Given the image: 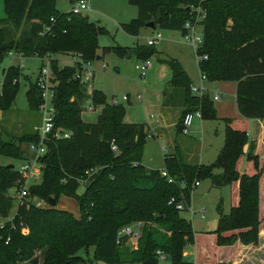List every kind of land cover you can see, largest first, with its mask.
Here are the masks:
<instances>
[{
    "label": "trees",
    "instance_id": "obj_1",
    "mask_svg": "<svg viewBox=\"0 0 264 264\" xmlns=\"http://www.w3.org/2000/svg\"><path fill=\"white\" fill-rule=\"evenodd\" d=\"M1 1L0 61L15 53L23 58L48 59L54 84L53 126L66 131L68 138L46 144L39 159L40 180L27 188V196L17 202L11 217L12 199L7 190L24 178L13 167L0 166V220L4 221L0 227V264L29 260L34 251L38 257L30 259V264H86L76 253L90 248L93 261L104 264H142L149 257L156 259V252L170 264H232L225 259L235 245L254 246L264 202V176L259 168L262 163L253 153L254 144L245 152L243 147L247 121L264 120V0H127L135 7L136 16L120 29L132 37L148 23L182 36L184 22L193 17L187 7L199 6L204 11L202 44L195 54L205 55L206 60L196 62L197 70L207 82L235 84L233 99L239 118L221 119L223 143L213 163L186 164L175 147L162 155L161 170L145 169L140 162L141 148L151 136L149 128L142 123H125L124 107L108 105L101 92H82L80 83L73 79L79 64L58 65L56 56L65 54H74L82 62L95 61L97 37L106 35V30L83 15L59 13L54 0ZM101 50L140 61L155 56L171 74L163 97L182 91L181 117L198 111L201 120H216L211 99L206 93L199 97L190 93V82L175 59H158L145 45ZM20 77L17 67L10 66L4 72L1 113L12 106ZM25 99L29 110L37 111L41 99L34 81ZM86 101L100 108L93 123L80 119ZM175 127L180 132L181 122ZM33 142L34 133L22 135L16 143H7L0 136V157L25 160L20 145L27 147ZM202 179H208L214 188L226 186L230 193L229 212L225 215L217 210V226L209 236L193 233L175 209L177 203L189 206L192 184ZM80 185L83 191L76 195ZM59 197L75 202L77 216L32 203L35 198L47 205V199L52 198L56 204ZM136 223L141 226L135 249L122 246L126 237L116 243L117 231ZM24 228L26 235L22 234ZM193 244L196 260L189 263L183 259V249Z\"/></svg>",
    "mask_w": 264,
    "mask_h": 264
},
{
    "label": "rangeland",
    "instance_id": "obj_2",
    "mask_svg": "<svg viewBox=\"0 0 264 264\" xmlns=\"http://www.w3.org/2000/svg\"><path fill=\"white\" fill-rule=\"evenodd\" d=\"M88 4V9L83 11L81 15L86 16L87 20L98 27L106 30L107 34L97 37V57L98 61H93L92 68L94 69L92 79L87 83H80V90L88 95L93 89L101 91L108 101L113 97L117 101V105H121L128 110H135L133 120H144L138 117V108L142 103L150 98L157 100V86L165 77L167 68L164 65H159L155 61V56L150 57L147 61L150 68L145 71L143 78H139L135 66L144 63L143 60H136L133 57L123 58L113 53H104L102 48L119 46L123 48H132L135 45H145L149 39H153L156 34L160 35V40L151 48L157 53V56L171 58L177 60L185 70L192 86L199 88L205 85L204 80L200 79L196 68V61L199 57L195 54V48L187 45L178 32L161 31L158 29L141 28L138 30L137 36L132 37L125 34L120 25L127 24L136 16V9L129 5L127 0H84ZM54 6L59 13H66L70 9V0H54ZM4 18L2 10V2L0 0V19ZM103 54V55H102ZM59 67L75 66L76 56L74 54L57 55ZM17 67L21 72V77L18 80L17 91L14 97L12 106L0 114V136L7 143H16V140L24 134L33 133L34 127L39 124V114L37 111L29 110L25 92L29 85L33 83L40 68L45 66V61H40L37 58H23L20 54H8L0 61V84L3 79L4 72L8 67ZM218 85L215 82L210 86L209 97L215 91L221 94L219 101L213 102L216 120L205 121L193 118L187 135H182L176 131L177 122H181V114L172 109V121L161 125L158 123L155 126V131L162 130L161 133L168 138V143L171 147L168 148L166 140L162 138H153L149 136L141 148V165L148 170L162 169V148L166 149V153L172 152V148L176 147L183 161L190 165H209L213 163L223 143V124L221 119H233L237 113L232 99L234 84L223 82ZM202 87V86H201ZM31 88V87H30ZM129 95L130 103L121 101V96ZM136 95H141L142 100L134 101ZM174 100L182 104L183 94L181 90L173 91ZM87 106V105H86ZM97 109L99 107H96ZM156 110V106L152 105L144 109V114L147 122L149 114ZM182 111V109H181ZM83 112V110L81 111ZM84 113H87L84 112ZM97 111L89 112L86 115H81L86 122L93 123L96 119ZM140 114V112H139ZM143 116V114H142ZM81 119V121H82ZM83 122V121H82ZM154 127V126H153ZM158 127V128H157ZM252 134V125L246 134V142L243 149H247ZM151 135V134H150ZM173 146V147H172ZM26 149V147L24 146ZM25 155L33 157V155L24 150ZM262 158V157H261ZM259 164L262 167L264 176V160L260 159ZM21 160H14L0 157V166L12 165L13 170H17ZM213 173H217L216 170ZM38 183L36 180L29 179L24 185H13L7 190V195L12 199V209L9 211V217L14 211V208L19 201V193L21 189L28 188L31 184ZM83 191L82 185L76 190V195H81ZM55 204L56 209H62L77 216V207L72 199L59 197ZM37 200V199H36ZM39 201V200H37ZM261 206V220L259 224V233H257V241L254 246L249 245V249L244 254L243 261L240 264H264V202ZM43 207L48 206L42 202ZM192 213L184 210L179 212V216L187 221L193 233L207 234L216 229L217 226V210L222 214H228L230 209V193L228 187L214 188L211 187L208 179L199 180L198 186L190 192L189 207ZM199 213L202 215L200 216ZM4 221L0 220V227ZM133 225V224H131ZM139 227H132V230H138ZM27 229L22 230V234L26 235ZM6 243V242H5ZM128 250H134L136 243L132 240H126L123 244ZM200 246V244H199ZM242 246V245H241ZM201 247V246H200ZM92 248L86 253L78 251L76 256L82 258L86 264H104L95 262L92 259ZM193 251L192 248L189 250ZM187 252V246L183 249ZM240 252V251H239ZM229 255V253H228ZM226 255V257L228 256ZM38 252L34 251L31 261L37 259ZM194 257L187 255L183 259L190 262ZM29 259V260H30ZM29 260L19 262L18 264H30ZM39 264V261L37 262ZM156 264H170L168 258L157 259Z\"/></svg>",
    "mask_w": 264,
    "mask_h": 264
},
{
    "label": "built area",
    "instance_id": "obj_3",
    "mask_svg": "<svg viewBox=\"0 0 264 264\" xmlns=\"http://www.w3.org/2000/svg\"><path fill=\"white\" fill-rule=\"evenodd\" d=\"M88 9V4L84 0H74L71 5L68 12L74 15H81L83 11H86ZM187 10L189 11V14L193 15L191 19L187 20L183 24V29L185 30V33L181 36L183 41L195 48V51L201 47L202 44V35H201V22L204 19V11L199 7H187ZM160 40V35L156 34L153 39H149L145 42V46L152 47L153 45H156L157 42ZM199 57V60L197 61H204L206 60L205 55H197ZM76 62L75 64H79L80 69L76 70L73 74V79L77 80L79 83H87L92 79V74L94 69L92 68L91 61H85L82 62L78 56H76ZM42 61H45V66L40 68L35 79V85L40 93V103L37 107V113L39 114L40 120L39 124L34 127L33 133L36 135V142L28 143L27 144V151L30 152L33 157L31 159H25L22 160L20 165L18 166V169L16 170L17 173L24 178V181L20 183L19 185H24L29 179L36 180L39 182L40 180V169L41 164L39 162L40 157H42L46 152V144L50 141L55 140H62L68 138V133L66 131H61L59 129L54 128V109L51 104L52 99V89L54 84L52 83V77L50 75L49 69H48V59L44 58ZM196 61V62H197ZM150 67V64L147 60L144 61L143 64L139 66H135L134 69L137 71L139 78H143L145 75V71ZM200 79L204 80L203 75L199 74ZM205 81V80H204ZM189 91L194 96H201L205 94V89L202 87H194L190 85ZM122 102H127L128 97L126 95H123L121 98ZM136 99H139V96L136 97ZM213 100L218 99V94L213 93ZM108 105H117V101L114 98H110L107 101ZM93 106L88 101L87 106L84 108L86 111L91 112L93 111ZM193 118H200V113L198 111L188 113L184 115V117L181 120V130L180 133L182 135H187L188 128L190 127ZM112 150H114V147H111ZM162 176H165V173H161ZM168 183H171V179H167ZM35 184V183H33ZM198 186L197 182H194L192 184V189L196 188ZM183 187V183H180V188ZM19 201L21 199H24L27 196V188L21 189L19 193ZM173 202V199L169 200V204ZM32 203L35 207H43L41 201H37L35 198L32 199ZM189 207V206H188ZM186 207L182 203H177L175 205V209L179 212L187 210L189 213H192L191 210ZM201 216L202 214L199 213ZM140 224L136 223L133 225H127L122 228H120L116 233V243H118L123 237H126L127 240H132L134 243H136V240L139 237L140 234ZM132 227H139L138 230H132ZM156 259H163L164 256L160 254L159 252H156Z\"/></svg>",
    "mask_w": 264,
    "mask_h": 264
},
{
    "label": "crops",
    "instance_id": "obj_4",
    "mask_svg": "<svg viewBox=\"0 0 264 264\" xmlns=\"http://www.w3.org/2000/svg\"><path fill=\"white\" fill-rule=\"evenodd\" d=\"M74 0H70V5L71 3L73 2ZM2 2V1H1ZM3 10V9H2ZM68 12V11H67ZM86 17V16H85ZM145 28V27H144ZM165 57H162V56H158V59H163ZM58 60V59H57ZM156 61V59H155ZM177 61V60H176ZM157 62V61H156ZM178 62V61H177ZM179 63V62H178ZM180 64V63H179ZM159 65H163V64H160ZM165 66V65H164ZM181 66V64H180ZM166 67V66H165ZM182 67V66H181ZM150 68V67H149ZM167 68V67H166ZM197 68V67H196ZM183 69V67H182ZM183 71L185 72V70L183 69ZM198 71V70H197ZM186 74V72H185ZM198 75H199V72H198ZM170 71L169 69L167 68V72H166V75L165 77L162 79L161 83L159 84V86H157V94H158V98L157 100H155L154 98H150L148 100L145 99V101L142 103V105L140 106V108H138V116H137V119L138 117H142V119L144 120H133V117H134V114L136 113V109L135 110H128L127 108H125V113H124V117H123V121L125 123H142L144 125H146L148 128H149V131H150V134L153 138H162L164 137L165 140H166V145L168 148L171 147V144L168 143V138L165 136V134L163 135L162 130H158V131H155V126L160 123L161 125H164V123H167V122H171L173 117V113H172V109L177 112V113H181V109H182V104L181 102L180 103H177L175 100H174V96H172L171 98L169 97H163L162 93H163V89L164 87L167 85L168 81L170 80ZM187 76V74H186ZM188 78V76H187ZM189 82H190V85L191 84V81L190 79L188 78ZM214 82H205V85H201L203 89H205V93L208 95L209 97V90L211 89L209 85L213 84ZM216 84L218 85H222L224 84L223 82H215ZM231 83V82H230ZM234 84V83H233ZM200 86V87H201ZM234 88H235V84H234ZM91 90H96V89H93L92 87L90 88ZM99 91V90H97ZM101 92V91H99ZM102 93V92H101ZM167 93H170V90H167ZM213 93H217V92H213ZM213 93L211 95V97H209L212 101V103L214 101H219V99L221 98V94L220 93H217L218 94V99L217 100H213L212 97H213ZM233 93H234V90H233ZM89 94V93H88ZM103 94V93H102ZM128 97V101L126 103H128V106L131 105L130 103V100H131V97L129 95H126ZM139 96V95H136L133 100L134 101H140L142 100V97L141 95L139 96V99H136V97ZM122 97V96H121ZM110 98H113V97H110ZM109 98V99H110ZM108 99V100H109ZM232 99H233V96H232ZM107 102V101H106ZM233 102H234V99H233ZM88 104V101H86L83 106H82V110L83 112H81L82 116L83 115H86L87 113H89L87 111V113H84L86 112V110L84 109L86 107V105ZM152 105H155L156 106V110L153 111L151 114H149V119H152L150 122H147L146 118H145V114H144V109L147 108V107H151ZM235 107V106H234ZM236 110V109H235ZM93 111H97L99 113L100 111V108H93ZM91 111V112H93ZM215 111V110H214ZM97 113V115H98ZM237 113V112H236ZM0 114H2L0 112ZM143 114V116H142ZM96 115V116H97ZM82 116H81V119H82ZM235 118H239L238 117V114H237V117L234 115ZM233 118V119H235ZM199 120H201L200 118H198ZM83 122L85 123H89V122H86L82 119ZM249 124L252 125V134H251V139H250V143L254 144V150H253V153L255 155L258 156L259 160L260 159H263L264 160V120L263 121H258V120H248L247 121V131H248V128H249ZM154 126V127H153ZM158 128V127H157ZM247 134V133H246ZM186 136V135H185ZM25 144H21L20 145V149L23 150V154H22V158L23 159H31L32 157H29V156H26L25 155V152L24 150H27V147L26 149L24 148ZM249 146V145H248ZM173 147V146H172ZM175 148V147H173ZM172 148V149H173ZM247 149H243V152H245ZM166 149L165 148H162V152L163 154L166 153L165 152ZM262 157V158H261ZM261 161V160H260ZM7 166V165H6ZM13 214V212H12ZM12 214L10 215V217L12 216ZM190 248H192L193 251H189ZM247 248V250L250 248L249 246H241V245H235L234 246V250L231 251L229 253V255L226 257V261H229L230 263L232 264H240L242 261H243V256L244 254L242 253V251H245ZM240 251V252H239ZM246 252V251H245ZM187 255H191L193 258L192 261H190L189 263H193L195 260H196V255H195V246L194 244L193 245H188L187 246V252H183V258L186 257ZM223 260V259H222Z\"/></svg>",
    "mask_w": 264,
    "mask_h": 264
},
{
    "label": "water",
    "instance_id": "obj_5",
    "mask_svg": "<svg viewBox=\"0 0 264 264\" xmlns=\"http://www.w3.org/2000/svg\"><path fill=\"white\" fill-rule=\"evenodd\" d=\"M145 28L153 30L155 27L152 23H148L145 25ZM99 59H100L99 57H96L95 61H98ZM6 168L12 169V165H7ZM47 206L50 208L54 207L55 206L54 199L48 198L47 199ZM156 263H157V259H155L154 257H149L145 261L142 262V264H156Z\"/></svg>",
    "mask_w": 264,
    "mask_h": 264
}]
</instances>
